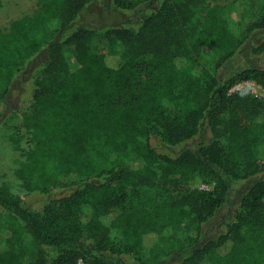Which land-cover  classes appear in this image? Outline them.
I'll list each match as a JSON object with an SVG mask.
<instances>
[{"label": "trees", "instance_id": "1", "mask_svg": "<svg viewBox=\"0 0 264 264\" xmlns=\"http://www.w3.org/2000/svg\"><path fill=\"white\" fill-rule=\"evenodd\" d=\"M92 1L43 0L0 31V106L43 55L30 110L13 126L15 143L20 130L29 142L16 175L26 191H68L36 210L0 185V264H264V96L231 91L249 81L264 90V67L218 77L243 50L264 56V37L252 43L264 0L252 17L239 12V33L217 0H112L156 6L136 26L102 31L108 53L92 50L93 29H71ZM203 129L207 143L175 156L152 144L182 145ZM197 177L213 188H192ZM249 181L225 231L205 240L233 185Z\"/></svg>", "mask_w": 264, "mask_h": 264}, {"label": "rangeland", "instance_id": "2", "mask_svg": "<svg viewBox=\"0 0 264 264\" xmlns=\"http://www.w3.org/2000/svg\"><path fill=\"white\" fill-rule=\"evenodd\" d=\"M43 0H1L0 6V31H7L10 22L20 19L24 16L32 15ZM222 8L223 17L229 22L231 27L239 33L238 16L239 12L247 11L251 17L259 10L261 0H217L216 2ZM153 3H145L134 10H121L112 5V0H93L87 5L79 14L77 20L71 25V29L75 28H90L96 32L92 40V50L96 52H110L108 42L101 34L102 31L119 26H136L144 17H146L152 9L155 8ZM199 11V7L195 8ZM264 37V31L259 32L252 40V43H257ZM43 60V55L35 58L28 68L15 77L12 88L10 90L8 105L0 106V185L7 184L12 191L19 195L24 204L28 208L40 210L43 205L50 199L60 198L68 191L66 188L51 186L45 193L39 191H26L22 185L21 180L16 175V170L19 168L21 162L24 160L21 149H26L29 142L26 138L25 130H20V140L15 143L13 136L16 133V128L13 127L15 123L21 119L23 113L30 110L32 103L33 92V70L39 67ZM202 64L211 66L209 51H206L201 58ZM248 66L264 67V56L253 57L247 50H243L236 55L223 69L218 73L219 79H225L231 74ZM212 70V69H211ZM243 88L248 87L252 94L258 97L264 96V90L252 83H244ZM209 141L208 132L204 129L194 139L178 146H169L153 141L152 144L157 148V151L175 156L182 149H196L200 144ZM262 155L264 160V146ZM128 162L132 168L139 165L138 160L133 154L128 157ZM61 182L71 181L69 178H61ZM68 184V183H66ZM251 181L243 182L233 185L230 193L228 203L218 210L216 215L203 228L205 240L211 239L225 231L226 224L231 221L232 214L238 208L242 195L249 188ZM192 188L201 190H211L213 182L210 178L197 177L191 182ZM153 196L155 194H152ZM149 201V197L144 199ZM3 215L0 216V226H3ZM177 236H181L180 232H176ZM167 245L162 244L161 248H166ZM4 247V236L0 230V249ZM169 247V245H168ZM147 251L144 252L146 254ZM145 256V255H144ZM145 258V257H143Z\"/></svg>", "mask_w": 264, "mask_h": 264}, {"label": "built area", "instance_id": "3", "mask_svg": "<svg viewBox=\"0 0 264 264\" xmlns=\"http://www.w3.org/2000/svg\"><path fill=\"white\" fill-rule=\"evenodd\" d=\"M249 82H251V81H249ZM244 83H248V82H244ZM244 83L235 86L231 91H233V90H235V89H242V88H243L242 85H243ZM252 83H254V82H252ZM254 84H255V83H254ZM80 264H81V263H80Z\"/></svg>", "mask_w": 264, "mask_h": 264}]
</instances>
